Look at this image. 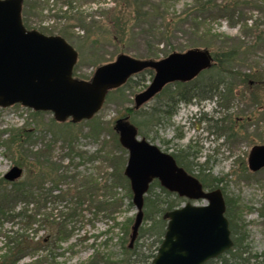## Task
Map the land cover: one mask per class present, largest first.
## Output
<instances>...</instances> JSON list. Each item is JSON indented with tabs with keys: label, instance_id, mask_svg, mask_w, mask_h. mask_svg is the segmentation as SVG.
Listing matches in <instances>:
<instances>
[{
	"label": "rangeland",
	"instance_id": "1",
	"mask_svg": "<svg viewBox=\"0 0 264 264\" xmlns=\"http://www.w3.org/2000/svg\"><path fill=\"white\" fill-rule=\"evenodd\" d=\"M211 1L215 4L237 2L228 7L227 14L230 15L212 10L200 29H191L186 24H173L167 36L162 33L167 21L157 15H176L184 7L193 4L194 0H150L157 14L146 17L140 14L144 8L136 12L134 7H130L124 15L127 16L124 20H128L127 28L121 33L106 23V20L114 19L113 8L119 13L120 7L115 5V0H39L42 8L33 7L34 10L26 17V24L28 29H36L47 35H59V30L68 24L64 15L69 16L74 11H80L86 21L99 22L101 27L93 29L94 35L90 33L93 31L88 32L87 29V33L86 29L74 25L67 28L68 32L63 36L78 54L73 68L74 76L88 80L96 67L113 61L120 53L143 60H157L164 57L165 53L184 52L192 48L207 49L212 54L224 42L230 44L244 41L249 44V40L254 39L249 28L255 23L259 30L264 31V0ZM256 42V47L242 53L232 67L234 89L231 94L223 98L220 93L225 91L220 88L219 94L210 100L195 98L190 103L178 102L171 115L159 114L148 120L143 119L140 125L146 133V140L171 156L187 153L183 160L193 168L192 174L198 172L196 164H202V168L208 169L206 172L223 178L218 185L225 187L228 196L236 197L240 204L247 206H241V221L246 228V249L253 257L247 263L238 264H264V219L257 215L256 210L264 200V167L256 172L247 167V157L252 146L264 144V85L243 82L238 74H248L254 67H264V40ZM211 67L212 63L190 80V84H201L202 75L207 76L211 71H216L213 69L208 72ZM143 70L131 75L121 86L111 89L101 108L90 119L76 123L69 119L58 122L49 111L35 113L38 110L20 104L0 107V179L14 165L19 166L22 173L12 181L23 179L27 173L23 166L13 162L12 157L15 155L4 146L9 130L24 124L38 128L37 133L41 137L33 144L35 150L43 149L44 144L50 142L48 173L52 174L53 168H56L58 176L59 168L64 167L75 175L72 183L62 181L58 184L59 190H66L63 195L73 197L76 194L75 188L81 184L79 174L97 176L102 186L114 169L121 168L123 174L127 150L117 147L115 141L118 136L113 123L124 115L126 108L134 106V95L149 84L151 79ZM198 78L199 81H195ZM156 95L141 106V111L151 113L166 108L163 105L164 95ZM136 117L142 120L139 115ZM60 133L63 138L64 133L70 134L68 138H73L71 153L67 141L56 139L51 144L53 136ZM96 153L97 157L94 158ZM52 178L47 176L44 185L50 186ZM117 181L118 186L112 190L97 186L93 202L88 200L91 196H87L90 192L86 189V196L83 197L85 201L80 207L72 200L57 203L49 199L43 209L35 211L37 220L45 213L49 222L54 217L60 218L66 228L72 231L71 235L61 241H54L59 225L37 221L33 222L32 231L28 232L16 219L0 224V255L5 244L22 233L37 243L42 241L41 247L21 257L15 264H53L50 252L44 247V239L48 242L45 246L54 247L55 253H59L55 258L62 264H139L132 263L133 259H128L126 263V257L137 243L144 245L142 252L146 253L151 239L148 235L138 239L136 235L132 246H128L136 209L131 200L128 179L127 184L123 179ZM57 192L54 190L52 195ZM151 192L160 193V188L153 185ZM147 194L148 190L144 196ZM194 203L201 204L204 200ZM143 211L151 215L152 208L147 205ZM62 213L72 215L63 217ZM150 222V219L142 218L138 229L147 227Z\"/></svg>",
	"mask_w": 264,
	"mask_h": 264
},
{
	"label": "water",
	"instance_id": "2",
	"mask_svg": "<svg viewBox=\"0 0 264 264\" xmlns=\"http://www.w3.org/2000/svg\"><path fill=\"white\" fill-rule=\"evenodd\" d=\"M21 10L22 0H0V107L20 104L49 111L58 122L69 119L76 123L90 119L101 108L108 91L145 68H151L153 75L149 84L134 95L135 108L165 85L190 81L212 63L209 50L199 48L173 51L157 60L120 53L113 61L96 67L90 79H80L73 76L78 57L73 46L60 35L26 28ZM118 140L127 150L123 173L136 209L129 247L142 222L143 197L154 179L188 201L164 214V235L150 264H203L232 246L220 188L205 190L170 154L139 137L129 126L119 129ZM247 167L252 172L264 167V144L252 146ZM21 173V168L14 165L3 177L12 181ZM197 200L204 203L195 204Z\"/></svg>",
	"mask_w": 264,
	"mask_h": 264
},
{
	"label": "trees",
	"instance_id": "3",
	"mask_svg": "<svg viewBox=\"0 0 264 264\" xmlns=\"http://www.w3.org/2000/svg\"><path fill=\"white\" fill-rule=\"evenodd\" d=\"M115 2V5H119L120 7L119 13L117 14V10L113 8L112 13H115V16L113 14L114 19L106 20V23L108 22L111 27H116L117 32L119 33L127 28L128 20H124L127 17L124 15L127 14L126 12L128 8L134 7L136 12H140L138 9L144 8V11L141 10L142 12H140V14L143 13L144 17L152 14H157L155 12L157 9H155L150 4V0H115ZM235 4L225 2L215 4L212 3L211 0H194L193 4L184 7V9L176 15L169 16L164 13H159L157 17L161 20L167 21V24L163 26V28L165 29H163L162 31V33L167 36V34L170 33V26H172L173 24H186L191 29L198 30L201 28L202 24L208 18L212 10H218L224 15H230L227 14L228 7ZM33 7H35V9H41L42 5L40 4L39 0H22L21 16L22 22L26 28H28L26 24V17L30 14ZM64 18H66V22L68 24L62 27L61 30H59V35L62 37L65 33L68 32L67 28L74 27V25L80 26L82 27V29H86V32L87 29L88 32L93 31L90 32L92 35L95 34V31L93 29L101 27L100 23L97 21H86V17H84L80 11H74L69 16L64 15ZM249 29L252 32V37L254 38L253 40H249V44L244 41H239L236 43L233 42L230 44H228L229 42H224L221 46H219L212 52V67L207 71L210 72L213 69H216V71H214V73L211 71V73L207 74V76L202 75V78H200L201 84H190L191 81H177L165 85L161 92L156 95V97L164 95L165 101L162 102L163 105L165 104L166 108L153 110L151 113H145L141 111V107L135 108L134 106H131L129 108H126V110L124 111V115L114 120L113 128L114 130H116V135L118 136L120 128L129 126L132 129H135L138 135L145 138L146 133H144L142 131L143 129L140 127V125L143 124V119L148 120L149 118H154L159 114L171 115L175 110L174 105L178 102L190 103L195 98L201 100H210L215 97L216 94H219L220 88L225 91V93H220L223 98L227 96V94H231L234 89V85L231 80L232 74L234 72L232 67L239 61L240 55L242 53L250 52L256 47L255 45L257 44V40H264V31L259 30L256 23L253 24V26H251ZM165 55H167V53H165ZM251 71L252 72L248 74H241L240 72H238L239 78L246 83L251 82L258 85H264V67L262 69L254 67L253 69H251ZM143 72L147 73L149 79H151L153 75V70L151 68H145ZM195 81H199V78ZM171 105H173V107ZM35 113H40V111H37ZM137 115H139L140 119L142 120H137ZM69 124H67V126ZM37 129L38 128L30 127L24 124L18 128L9 130L7 134V141H5L4 143L5 148H7L8 151H11V153L15 155L12 157L13 162L20 166H23L24 169H26L27 173H25V177L20 180L7 181L4 178L0 179V224L2 225L4 222H11L13 221V219H16L17 223L21 225V227H26V230L28 232L32 231L31 225L33 224V222L36 223L37 221L47 222L48 224L50 223L53 226L59 225L58 231L56 233V239H54V241H61L71 235L72 231L66 228L65 224L60 218L57 219L54 217V220H51V222H49L45 213H42V218L40 220H37V212L35 213V211L43 209V206H45L47 200L49 199L57 203L67 200L71 202L72 200L75 201L76 204L80 207L83 201H85V199L83 200V197L86 196L84 194L86 189L88 190V192H90V194H88L87 196H91L88 200L93 202L98 187L105 190H112L113 188L118 186V179L125 180L124 183L126 182V184L127 179L125 178L124 173L122 174L121 168H116L113 172H110L109 176L104 181L103 186L102 184H99L100 182L97 176L93 174H79V176L81 177V179H79L81 184L75 188L76 194L73 195V197L70 195H63V192L66 193V190H59L58 184H60L62 181L72 183L75 175L70 174L68 169L64 167L59 168L60 170L58 176L57 171L55 170L56 168H53L52 174L48 173V165L50 162L47 154H49L50 142H46L43 149L35 150L33 144L37 139L41 137L38 135ZM61 135V133L58 135H54L53 139L51 140V144L54 142L53 140L56 139H62V141L64 142L67 141L66 143L69 144L68 150L69 153H71L70 151H72V144L74 142L73 138H68L70 134L64 133V138ZM115 143L118 148H120L121 150H125V148L120 144L118 137L116 138ZM100 152L101 150H99V153ZM72 154H74V152ZM70 155L71 154H69V156ZM187 155L188 154L184 152L179 154V156L178 154H173L172 156L178 166L182 167L187 173L192 174L193 168L183 160V158ZM95 157H97V153L94 158ZM70 158L71 160H73L72 155L70 156ZM52 164L54 165V163ZM196 165L198 166V172L197 174L192 175H194L201 182L203 188L205 190L220 188L222 191L225 202L224 215L228 220L230 237L233 242L232 246L228 250L221 253L216 258L207 260L203 264H238L240 262L247 263L250 257H253V255H250L246 249V228L245 224H242L241 221L243 210V207L241 206L245 204H240L239 200L236 197L234 198L232 196H228L225 187H219L218 184L223 181V178L212 176V174L206 172V170H208L207 168H202V164L197 163ZM47 176L53 177L52 179H50L52 183L48 187L44 185ZM153 185H157L160 188V193L152 194L151 188ZM54 190H58V192L52 195ZM184 199L185 198L180 197L176 193L167 191L163 186L160 185L157 180H153L149 184L148 194L143 198V208L144 206L146 207L147 205H150L152 211L151 215L143 211V218L150 219L151 222L147 227L138 229L139 234H137V236L138 239H140L143 236L148 235L151 241L146 253L142 252L144 251L142 248L144 245L137 243L132 248L131 253L128 255V258L126 257V263L128 262V259H133L132 263L137 262L139 264H150V261L155 256L158 245L162 241L164 235L165 227L167 224V219L164 217V214L168 210H172L179 206L182 201L186 200ZM256 210L257 215L260 218L264 219V200L260 203V206L257 207ZM61 215L63 217H68L72 214L62 213ZM41 242L42 241L37 243L36 240H34L29 235H24L22 233L17 234L14 239L8 241L9 244H5V248L1 249L0 264H15L21 257L28 255L29 252L32 253L33 250H38V248L41 247ZM43 242L45 245H48V242H46L45 239L43 240ZM45 245V249L48 250L51 254L50 256L52 258L51 260L53 261V264H62L55 258L56 254L59 253H55V251L53 250L54 247H48ZM32 261L33 260H31V262ZM34 263L35 262H29L27 264Z\"/></svg>",
	"mask_w": 264,
	"mask_h": 264
}]
</instances>
